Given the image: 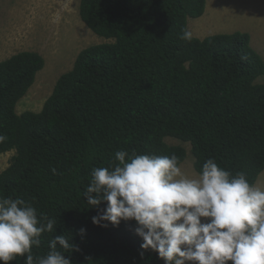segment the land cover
<instances>
[{"label":"trees","instance_id":"trees-1","mask_svg":"<svg viewBox=\"0 0 264 264\" xmlns=\"http://www.w3.org/2000/svg\"><path fill=\"white\" fill-rule=\"evenodd\" d=\"M207 1L81 0L82 21L110 42L82 50L40 112L19 114L17 107L44 57L23 51L0 62V135L7 137L0 154L15 151L0 173V197L22 198L38 216L56 220L34 255H46L48 242L64 234L74 246L65 252L72 264H165L152 250L141 257L134 220L92 223L107 204H87L91 171L120 150L175 154L182 165L188 152L168 142L176 139L190 144L198 173L213 158L257 185L264 173V58L247 32L182 40Z\"/></svg>","mask_w":264,"mask_h":264},{"label":"clouds","instance_id":"clouds-1","mask_svg":"<svg viewBox=\"0 0 264 264\" xmlns=\"http://www.w3.org/2000/svg\"><path fill=\"white\" fill-rule=\"evenodd\" d=\"M180 38L190 41L192 33L183 29ZM6 139L0 135V143ZM84 197L91 207L107 204L92 217L94 225L136 222L141 257L152 250L165 264H264V189L213 158L189 176L175 154L120 150L107 167L92 169ZM55 224L22 198L0 197V264L17 257L24 264H72L65 252L74 246L64 234L48 242L46 255L32 253Z\"/></svg>","mask_w":264,"mask_h":264},{"label":"rangeland","instance_id":"rangeland-1","mask_svg":"<svg viewBox=\"0 0 264 264\" xmlns=\"http://www.w3.org/2000/svg\"><path fill=\"white\" fill-rule=\"evenodd\" d=\"M81 0H0V62L23 51L40 53L44 69L17 111L40 112L53 93L59 78L69 72L87 47L110 40L95 35L80 18ZM192 37L247 32L253 48L264 58V0H208L204 16L189 20ZM182 145L188 156L181 166L186 175L195 176L191 146ZM15 151L0 154V173L11 163ZM256 187L264 189V173Z\"/></svg>","mask_w":264,"mask_h":264},{"label":"crops","instance_id":"crops-1","mask_svg":"<svg viewBox=\"0 0 264 264\" xmlns=\"http://www.w3.org/2000/svg\"><path fill=\"white\" fill-rule=\"evenodd\" d=\"M251 42H252V39H251ZM253 45V44H252ZM258 52V51H257ZM259 53V52H258ZM261 55V54H260Z\"/></svg>","mask_w":264,"mask_h":264}]
</instances>
